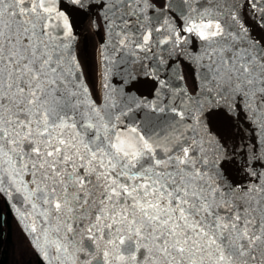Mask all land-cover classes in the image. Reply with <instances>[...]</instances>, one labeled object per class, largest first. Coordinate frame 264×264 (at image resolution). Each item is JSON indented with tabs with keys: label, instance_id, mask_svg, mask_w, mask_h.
Segmentation results:
<instances>
[{
	"label": "snow or ice",
	"instance_id": "obj_1",
	"mask_svg": "<svg viewBox=\"0 0 264 264\" xmlns=\"http://www.w3.org/2000/svg\"><path fill=\"white\" fill-rule=\"evenodd\" d=\"M90 16L95 90L77 53ZM252 23L264 0H0V198L38 264H264ZM213 114L248 142L229 148Z\"/></svg>",
	"mask_w": 264,
	"mask_h": 264
},
{
	"label": "trees",
	"instance_id": "obj_2",
	"mask_svg": "<svg viewBox=\"0 0 264 264\" xmlns=\"http://www.w3.org/2000/svg\"><path fill=\"white\" fill-rule=\"evenodd\" d=\"M158 6H162L164 0H155ZM82 37L77 43V53L80 56L81 63L87 60L88 67L85 68V78L90 88L95 90L97 85V39L94 33L90 30L87 23L81 27ZM264 41V33L260 30L259 33ZM87 36L88 51L87 54L82 49V38ZM84 52V53H83ZM90 69V74H89ZM213 124L216 132H219L224 140L230 144H242L246 140H241V136L247 137L248 132L244 130L243 125H239V121L233 119L232 124H229L223 116L213 114ZM2 213H5L4 218H1ZM4 223V225H2ZM0 264H38V259L31 251L28 240L21 232V228L16 220L7 209L3 198H0Z\"/></svg>",
	"mask_w": 264,
	"mask_h": 264
},
{
	"label": "water",
	"instance_id": "obj_3",
	"mask_svg": "<svg viewBox=\"0 0 264 264\" xmlns=\"http://www.w3.org/2000/svg\"><path fill=\"white\" fill-rule=\"evenodd\" d=\"M163 6H164V3L160 7H163ZM97 13H98V17H99V12L97 11ZM91 19H93V17H91ZM259 29L264 33V30H262L261 28H259ZM82 48H83L84 52L87 53L88 39H87L86 35L82 38ZM130 87H133L136 90L137 94H140L146 98H151L153 88H154V81H152L150 78L139 77L136 81H133V83H132V85H130ZM3 199H4V202L7 206V209L10 211V213L14 217L13 211L9 207L8 200L6 198H3ZM14 219H15V217H14ZM16 222H17V220H16ZM19 227L21 228L20 225H19Z\"/></svg>",
	"mask_w": 264,
	"mask_h": 264
},
{
	"label": "rangeland",
	"instance_id": "obj_4",
	"mask_svg": "<svg viewBox=\"0 0 264 264\" xmlns=\"http://www.w3.org/2000/svg\"><path fill=\"white\" fill-rule=\"evenodd\" d=\"M95 16H96V18H97V20H98V13L96 12L95 13ZM91 22H92V19H91V16L88 18V20H86V21H84V23H87V25H88V27L90 28V30L91 31H93L95 34H96V32L91 28ZM83 23V24H84ZM82 27V26H81ZM255 30L258 32V33H260V29H259V27H255ZM99 32L101 33V34H103V28H102V26H101V28L99 29ZM260 35V34H259ZM81 37H82V30L80 29V34H79V37H78V41L81 39ZM83 49V48H82ZM87 52H89L88 51V49H87ZM84 53V52H83ZM87 54V53H86ZM184 76H185V79L187 80V82H188V87H189V89L190 90H194V87H195V84H194V82H193V78H192V75L190 74V72H189V69L187 68V66H184ZM209 131H215L216 132V130H215V127H214V124H213V126L209 129ZM250 134L248 133V135H247V137L249 136ZM248 141L246 140L245 142H243L242 144H245V143H247ZM236 144H230V145H228L229 146V148H232L233 146H235ZM237 145H241V144H237ZM234 175H235V173H233ZM240 178H243V173H241V175L239 176V177H237V179H240Z\"/></svg>",
	"mask_w": 264,
	"mask_h": 264
},
{
	"label": "bare ground",
	"instance_id": "obj_5",
	"mask_svg": "<svg viewBox=\"0 0 264 264\" xmlns=\"http://www.w3.org/2000/svg\"><path fill=\"white\" fill-rule=\"evenodd\" d=\"M255 27H256V25L254 24V23H252V35L255 37V38H257V39H259V40H261V41H263L262 40V38H261V36L259 35V33L255 30ZM81 29V28H80ZM93 32V31H92ZM94 33V32H93ZM80 34V33H79ZM94 35H95V37H96V39H97V44H98V47H99V44H100V42H101V39H102V37H103V35L99 32V34H95L94 33ZM79 41H78V39H77V43H78ZM97 47V48H98ZM97 56V55H96ZM96 62H97V59H96ZM138 95H140V94H138ZM12 209V211H13V213H14V208H11Z\"/></svg>",
	"mask_w": 264,
	"mask_h": 264
},
{
	"label": "flooded vegetation",
	"instance_id": "obj_6",
	"mask_svg": "<svg viewBox=\"0 0 264 264\" xmlns=\"http://www.w3.org/2000/svg\"><path fill=\"white\" fill-rule=\"evenodd\" d=\"M4 216H5V213H2L1 218L3 219ZM2 225H4V223H2Z\"/></svg>",
	"mask_w": 264,
	"mask_h": 264
}]
</instances>
